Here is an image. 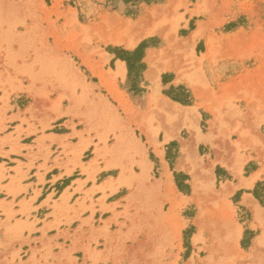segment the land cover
I'll list each match as a JSON object with an SVG mask.
<instances>
[{"label": "rangeland", "instance_id": "1", "mask_svg": "<svg viewBox=\"0 0 264 264\" xmlns=\"http://www.w3.org/2000/svg\"><path fill=\"white\" fill-rule=\"evenodd\" d=\"M125 20L136 24L125 36L139 42L134 47L142 44L121 84L132 105L111 97L104 116H89L88 130L75 106L77 88L97 96L94 90L107 86L114 93L116 74L103 71L114 66L105 48L111 52L110 29H121ZM174 78L193 87L196 98L184 86L186 91L170 89L166 82ZM171 94L182 102L195 99V107L167 104ZM10 101L16 114L9 118ZM0 102V134L14 130V152H20L22 133L33 142L38 132L59 131L57 124L71 118L66 125L78 139L61 146L78 170L57 182L55 193L84 177L73 194L64 193L59 202L49 197L48 207L33 216L22 210L24 221L15 220L12 206L0 201V264H246L252 259L246 236L238 244L249 211L223 193L231 175L222 168L215 174L213 168L220 162L241 177L253 155L264 171V0H0ZM74 119L83 131L75 130ZM90 133L91 140L98 139L93 151L87 148ZM7 136L0 137V146ZM168 137L174 140L164 158ZM0 154L6 153L0 148ZM100 159L105 167H117L110 174L119 175L94 185L90 192L101 197L76 208L79 197L89 200L85 185L89 176L95 182ZM5 171L0 164V190L6 188ZM75 193L70 205L68 196ZM97 208L111 217H80ZM34 241L39 245L31 246Z\"/></svg>", "mask_w": 264, "mask_h": 264}, {"label": "crops", "instance_id": "2", "mask_svg": "<svg viewBox=\"0 0 264 264\" xmlns=\"http://www.w3.org/2000/svg\"><path fill=\"white\" fill-rule=\"evenodd\" d=\"M141 42V41H140ZM139 44V42H138ZM137 44V45H138ZM111 52L107 51L105 48L106 53L109 56V63L113 62V67H104L103 71L107 72L109 69H111L116 74V80L113 82L112 87L114 90V93L111 94L110 90L107 88V86L100 87V95H98L97 89L94 90V92L97 94V96H94L89 93V89L85 90L84 93H82V90L80 88H77V98L75 106L78 108V114L81 117L85 118V121L88 123V130H89V116H93V114L96 112L99 116H104V113L108 109V102H110V98L119 101L118 99H121V101H126L127 105H132L129 93L125 88L121 87V84L125 82L126 79H129V69L127 65V61L124 59L125 55L122 56L120 53L124 54V52H132L136 47L133 48H127L128 50H124L122 46L113 44L112 45ZM34 64H37V70L42 65V63L38 58L34 59ZM89 71V68H87ZM120 71V72H118ZM118 72V73H117ZM40 73V70L38 71ZM94 73V72H93ZM96 75V73H94ZM166 73H164L165 75ZM86 82L89 81V75H86ZM104 76L108 77L107 74H103ZM147 78V77H146ZM176 78L173 80L166 82L168 87L172 90L181 88L183 91H186L185 88H189V91L191 90L194 93V90L187 85V83H176ZM147 80H149L147 78ZM163 81V79H162ZM178 86V87H175ZM184 86V87H182ZM89 88V86H88ZM177 94V91H176ZM178 96V97H177ZM196 98V95L194 93L193 95ZM169 103H179L180 105H183L185 108H193L195 107L194 104H192L191 101L195 102V99H191V101H183L179 97V95H170L167 96ZM120 102V101H119ZM119 102H116L119 108H121V105H119ZM0 106L2 103L0 102ZM11 106V110L6 111L7 117H12L14 114H16V104H13V102H9V105L7 107ZM65 106H67V103H65ZM74 106V105H73ZM24 111V110H21ZM200 111V110H198ZM200 113V112H199ZM28 117L27 115H25ZM71 118L67 117L66 120H64L63 123L57 124L61 130L59 131H45V132H38L35 137H33V142H27V138H29L28 135L25 133H22L20 135V139L18 140V144L20 145L21 149L20 152H14L12 151L13 147V141L15 138V133H13L14 130H7L4 132V134H0V137H5V135H8L7 142L5 144H2L0 148L5 152L6 154H0V164L5 163V174L6 179L2 181V184L6 187L4 189L0 190V201L5 200L7 205V208L11 207V210L13 212H16L14 219L15 220H26V214H22V210H24L26 213L27 210L30 209L29 212L32 216L36 212H38L42 208H47L45 201L48 200L49 197H51V200H54L55 196L56 201H60V197L64 195V193L73 194V190L77 186L78 180H84V177L81 178H75L70 181L69 184L65 186V188L62 190V193L57 196L55 193V184L57 182L63 181L65 178H69L71 175L75 174V172L78 170L77 167H74L72 165L73 157L67 153L68 148H63L62 142L69 141L71 143H75L77 141V137L74 135L73 130L71 127L67 126L66 123L69 122ZM19 123V120L15 119L12 122ZM10 122V120H9ZM73 123L76 125L75 130L76 131H83L85 129L84 126H80L78 119H74ZM16 125V124H15ZM7 126L9 127V123H7ZM11 127L14 128V125L11 124ZM23 128L25 126L23 125ZM87 133V132H85ZM93 137V133L89 134V150H94V145L98 142L97 138ZM85 138H87V135L85 134ZM174 140V138H169L163 143L162 146V152L165 155L167 154L168 145L171 143V141ZM39 141L41 142L39 144ZM160 143V138L158 140ZM114 141L110 142V145L113 144ZM203 144V142H199L198 145V151L199 147ZM32 146V149H31ZM129 146V143H125V148ZM147 147V145H144ZM86 148V149H87ZM140 148V146H139ZM85 149V150H86ZM85 150L83 154L85 153ZM48 151H51L52 153L49 154ZM16 155H19L20 157H17ZM209 156L213 159L215 156L214 150L210 148ZM95 155L93 154L89 158V171L90 168V162L92 159H94ZM9 159L10 161H8ZM11 161H14V163H11ZM165 161V160H163ZM146 162V161H145ZM231 163V159L228 161ZM103 161L100 159L99 162V169L95 176V182L94 180L89 176V183H86L85 186H89V200L86 199L85 203H83L81 200L83 196L79 197L80 205H76V208H80L82 205L90 206L92 202H95L97 198H100V194H92L90 190L94 187V185L99 186L100 184L108 181L110 178L117 179L118 175H112L110 174L111 171L117 170V167H105ZM148 164V163H147ZM261 161L257 159L256 156L251 157V159L247 160V162L243 166V174L241 177H236L233 172L231 171L230 167L224 166L222 163L218 162L214 165V173H217L218 168H222L224 172L231 175V178L227 179L228 185H226L223 189V193H229L230 198L233 201V198L236 199V203L239 204L240 207L245 208L247 211H249V218L247 222L244 224H247L244 226L243 224L240 225L239 229V236H238V244L240 246L243 245L245 241L246 236V242L244 243L245 247L248 249V252L252 253V259L248 261L246 264H264V176L262 175L258 179H256L251 186L246 185V181L255 174L258 170L261 169ZM148 166V165H147ZM249 168V171H246V169ZM104 173H107V177H105L104 180L99 181L98 177L101 175H104ZM12 176L13 178H11ZM89 184V185H88ZM2 193L5 195L3 196ZM76 195H70L68 196V203L72 205L73 197ZM108 196H111V194H108ZM92 198V200H91ZM109 197L107 198L105 204H111L113 202H108ZM250 201V202H249ZM49 203H52L51 201ZM1 212V210H0ZM79 212V211H77ZM108 211L101 212L99 208H97V211L95 213H92V211L89 209V212H83L80 216L81 218H89L97 220V216H100V220H104L106 217H109L111 214H105ZM260 212V214L258 213ZM35 217V216H34ZM111 217V216H110ZM78 218V217H75ZM32 218H29V221ZM12 221V220H11ZM13 222V221H12ZM102 226V224H99ZM248 235V237H247ZM251 235V237H249ZM24 236L26 237V232H24ZM47 236H50L49 233ZM30 238H33V235H30ZM40 238V237H36ZM262 238V239H261ZM262 240V241H261ZM36 243L38 246L39 244L37 241L31 242V246H33ZM93 246V244H92ZM262 255H261V254ZM261 256V257H259Z\"/></svg>", "mask_w": 264, "mask_h": 264}, {"label": "bare ground", "instance_id": "3", "mask_svg": "<svg viewBox=\"0 0 264 264\" xmlns=\"http://www.w3.org/2000/svg\"><path fill=\"white\" fill-rule=\"evenodd\" d=\"M108 17V16H107ZM116 22V21H115ZM114 22V23H115ZM117 23V22H116ZM121 29H110L111 30V33L108 35V39L107 41L109 40L110 42L114 43V44H126L129 48H133L136 44H137V41L134 39V38H130V37H126L125 33H127L129 30L132 29V27H135V22H132V21H122L119 23ZM116 26V25H115ZM125 31V32H124ZM200 32V31H198ZM198 36L200 35L199 33H195L194 35H197ZM128 36V35H127ZM155 59V58H154ZM153 69V68H152ZM154 70V69H153ZM150 73V72H149ZM151 73H154L155 74V70L154 72H152L151 70ZM153 74V75H154ZM152 75V74H151ZM152 75V76H153ZM180 77V76H179ZM154 78H155V75H154ZM193 88V87H192ZM158 102V101H157ZM156 102V103H157ZM167 103V101H166ZM159 107V106H158ZM171 110V109H170ZM174 110V109H173ZM189 110V109H188ZM176 111V110H175ZM173 112V111H172ZM264 174V171L262 169L258 170L255 174H253L247 181H246V185L247 186H251V184H253V182L258 179L261 175ZM250 202V201H249ZM260 214V212H258ZM230 229V228H229ZM228 229V231H229ZM230 233V231H229ZM219 234V233H218ZM262 239V238H261ZM262 241V240H261ZM264 242V241H263Z\"/></svg>", "mask_w": 264, "mask_h": 264}, {"label": "trees", "instance_id": "4", "mask_svg": "<svg viewBox=\"0 0 264 264\" xmlns=\"http://www.w3.org/2000/svg\"><path fill=\"white\" fill-rule=\"evenodd\" d=\"M141 46L142 44L139 45L137 48H135L132 52H126V56L124 57V59L127 61L129 71L131 72L133 68L135 67L134 59L138 57V55H140L141 53Z\"/></svg>", "mask_w": 264, "mask_h": 264}]
</instances>
